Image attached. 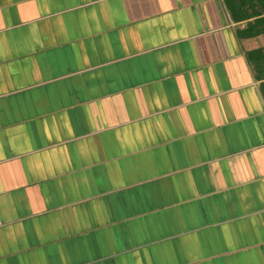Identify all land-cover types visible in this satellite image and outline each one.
<instances>
[{"label": "crops", "instance_id": "0c3cea01", "mask_svg": "<svg viewBox=\"0 0 264 264\" xmlns=\"http://www.w3.org/2000/svg\"><path fill=\"white\" fill-rule=\"evenodd\" d=\"M253 18L0 0V264H264Z\"/></svg>", "mask_w": 264, "mask_h": 264}, {"label": "trees", "instance_id": "16d2710c", "mask_svg": "<svg viewBox=\"0 0 264 264\" xmlns=\"http://www.w3.org/2000/svg\"><path fill=\"white\" fill-rule=\"evenodd\" d=\"M234 20L254 17L247 27L240 30L241 36H252L264 31V0H225ZM249 60L254 64L258 78L264 77V47L254 48L248 52ZM264 92V80L262 81Z\"/></svg>", "mask_w": 264, "mask_h": 264}]
</instances>
